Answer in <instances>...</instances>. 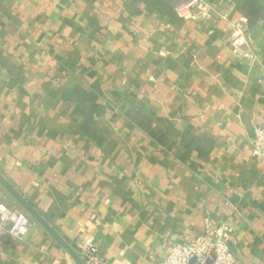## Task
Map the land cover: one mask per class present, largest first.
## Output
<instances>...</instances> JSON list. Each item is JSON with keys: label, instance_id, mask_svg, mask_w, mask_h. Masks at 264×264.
Masks as SVG:
<instances>
[{"label": "crops", "instance_id": "1", "mask_svg": "<svg viewBox=\"0 0 264 264\" xmlns=\"http://www.w3.org/2000/svg\"><path fill=\"white\" fill-rule=\"evenodd\" d=\"M208 2L225 20L180 19L174 0H0V175L82 257L162 262L209 218L233 227L236 264H264V0ZM0 202L18 207L1 185ZM0 264L74 263L33 221L0 236Z\"/></svg>", "mask_w": 264, "mask_h": 264}, {"label": "built area", "instance_id": "2", "mask_svg": "<svg viewBox=\"0 0 264 264\" xmlns=\"http://www.w3.org/2000/svg\"><path fill=\"white\" fill-rule=\"evenodd\" d=\"M175 12L180 19L193 23H209L212 19L225 20L224 12L219 11L208 0H174ZM232 23L229 46L233 54L241 55L248 45V37L243 29ZM252 57V56H251ZM248 58V59H251ZM252 156L264 161V126L257 127L252 140ZM33 220L19 207L0 202V236L24 240L30 231ZM234 229L230 223L215 225L212 220H204V233L194 240L185 237L172 246L168 257L150 264H236L232 253ZM89 255V254H86ZM87 264H108L94 255H89Z\"/></svg>", "mask_w": 264, "mask_h": 264}, {"label": "water", "instance_id": "3", "mask_svg": "<svg viewBox=\"0 0 264 264\" xmlns=\"http://www.w3.org/2000/svg\"><path fill=\"white\" fill-rule=\"evenodd\" d=\"M0 185L11 196L14 202L66 252L74 264H87L90 260L89 255L81 256L52 228V226L29 204L9 183L0 175ZM232 253L236 255L231 247Z\"/></svg>", "mask_w": 264, "mask_h": 264}, {"label": "rangeland", "instance_id": "4", "mask_svg": "<svg viewBox=\"0 0 264 264\" xmlns=\"http://www.w3.org/2000/svg\"><path fill=\"white\" fill-rule=\"evenodd\" d=\"M11 197V196H10ZM14 201V200H13ZM19 208H21L20 206H18Z\"/></svg>", "mask_w": 264, "mask_h": 264}]
</instances>
